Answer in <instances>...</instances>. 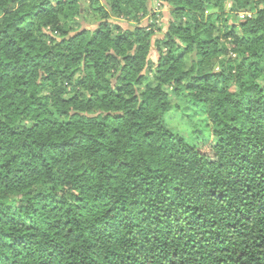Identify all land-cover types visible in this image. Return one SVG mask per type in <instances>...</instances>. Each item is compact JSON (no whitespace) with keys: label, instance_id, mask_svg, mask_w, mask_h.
Returning <instances> with one entry per match:
<instances>
[{"label":"trees","instance_id":"obj_1","mask_svg":"<svg viewBox=\"0 0 264 264\" xmlns=\"http://www.w3.org/2000/svg\"><path fill=\"white\" fill-rule=\"evenodd\" d=\"M0 264H264V0H0Z\"/></svg>","mask_w":264,"mask_h":264},{"label":"rangeland","instance_id":"obj_2","mask_svg":"<svg viewBox=\"0 0 264 264\" xmlns=\"http://www.w3.org/2000/svg\"><path fill=\"white\" fill-rule=\"evenodd\" d=\"M152 4H154V11L157 14V16H156V18H157V25L160 26V31H157L155 33V35L152 37V39H154L155 37H161L163 35V32L167 28L168 21L170 20V15H169V8H168L167 5H165V4L164 5H160L159 3L155 2V1L154 2L152 1V2L149 3V6H151ZM240 15H241V17L243 16L242 13ZM150 16H151V14L149 15V17ZM149 17H144L140 21L139 24L140 25H146L148 23V21H149L148 20ZM116 20L118 21V19H116ZM120 23H121V25L124 28H130V27L133 26V23L130 24V23H128L126 21H122V20H120ZM149 58L152 61H156L157 54H156V52H155L154 49L151 50L150 55H149ZM175 115L176 114H174V113H170V114H167L166 115V120H167V123H168L169 127L170 128L172 127L174 129H177V131L183 133L186 136V134H185V128H186V126L180 120V119H184V118H181L180 115L178 117H176ZM198 119H199V117H197V118L193 117V121L194 122L198 121ZM201 138H203L205 141L209 142V135L207 133H206V135H203ZM190 139L194 143L201 144L200 139L199 140L197 138L192 139V137ZM190 139H188V140L191 141Z\"/></svg>","mask_w":264,"mask_h":264}]
</instances>
